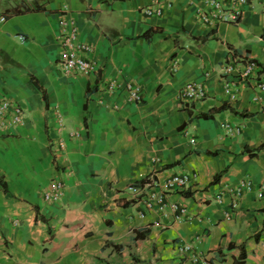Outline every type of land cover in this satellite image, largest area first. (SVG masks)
<instances>
[{
	"label": "crops",
	"instance_id": "1",
	"mask_svg": "<svg viewBox=\"0 0 264 264\" xmlns=\"http://www.w3.org/2000/svg\"><path fill=\"white\" fill-rule=\"evenodd\" d=\"M204 2L0 0V99L23 110L21 124L0 127V264H264L263 77L223 73L229 52L264 65V0L216 27L198 20ZM155 5L162 14L146 15ZM64 11L93 46L92 74L62 69ZM189 81L204 85L203 99L184 101ZM128 84L139 102L128 101ZM176 173L197 175L164 194L186 209L181 221L128 188L149 177L158 190ZM53 181L64 194L48 202ZM240 181L251 191L229 193Z\"/></svg>",
	"mask_w": 264,
	"mask_h": 264
},
{
	"label": "built area",
	"instance_id": "2",
	"mask_svg": "<svg viewBox=\"0 0 264 264\" xmlns=\"http://www.w3.org/2000/svg\"><path fill=\"white\" fill-rule=\"evenodd\" d=\"M248 0H205L203 8L198 12V20L202 23L216 27L222 22H236L241 13V7L247 4ZM264 8V5H263ZM146 15H161L162 9L159 6H153L145 10ZM5 17H0V21ZM60 31L58 35L59 42V62L62 69L66 73H78L83 75L92 74L97 70V64L91 54L93 52L92 44L82 41L78 38V28L73 20L67 19V12H63L59 20ZM261 64L253 58L246 55L237 58L233 52H229V57L224 65V75L228 76L235 73L243 80L255 79L262 76L263 79L257 82L260 91H264V73L260 74ZM233 80H224V93L228 94L232 99L235 98L238 89H233ZM114 81L111 82V89L114 87ZM128 101L137 103L141 100V94L137 85L128 84L125 87ZM181 96L184 101H199L205 97V87L199 82L189 81L181 89ZM259 96H254L257 99ZM22 107L20 104L12 103L9 99H0V127L18 125L23 122ZM226 130L230 135L240 133V128L226 125ZM78 135V133H76ZM194 140L191 139V142ZM196 174L176 173L169 176L163 184L159 185L158 190L154 180L147 178L146 182L138 185H130L128 188L133 195L146 197L144 204L148 209L156 206L158 213L172 214L175 220L181 221L185 208H179L175 202L167 203L164 200V194L168 189H184L188 186L192 179L196 178ZM236 189H228L229 193L240 194L244 189L246 192L251 191L252 185L250 181H240L235 186ZM64 194L63 181H53L48 184L44 192V199L48 202L59 201ZM261 197L262 193H258ZM222 198L217 197V201L222 203ZM234 209V203L230 206ZM228 211L226 215L228 216ZM143 216V213H140ZM158 224V222H155ZM181 252L189 251L192 245L189 243H179L177 247ZM197 264H209L205 258L194 257Z\"/></svg>",
	"mask_w": 264,
	"mask_h": 264
},
{
	"label": "trees",
	"instance_id": "3",
	"mask_svg": "<svg viewBox=\"0 0 264 264\" xmlns=\"http://www.w3.org/2000/svg\"><path fill=\"white\" fill-rule=\"evenodd\" d=\"M39 8H40V7H36V9H39ZM29 10H30L29 8H24V9H22V8H15V9L13 10V13L20 14V13L27 12V11H29ZM153 32H155V29H148V30L143 34V36L149 38ZM203 40H206V37H204ZM261 73H264V65H263V64H261L260 74H261ZM31 80H32L36 85H38L37 80H36L33 76H31ZM223 109H224V107L217 108V109H214V108H213V109H211L209 112L201 114V117L206 118V119L212 118V117L214 116L215 113H217V112H219V111H222ZM234 112L237 113V114H240L241 116H250V113H247V112H238V111H235V110H234ZM221 173H222V172L218 173V174L215 176V178H214V182H216L217 180H219V178H220V176H221ZM182 193L185 194V195H188V194H189V192H187V191H182ZM241 257H244V254H243V253H241ZM238 263H239V262H238ZM239 264H242V263H239Z\"/></svg>",
	"mask_w": 264,
	"mask_h": 264
},
{
	"label": "rangeland",
	"instance_id": "4",
	"mask_svg": "<svg viewBox=\"0 0 264 264\" xmlns=\"http://www.w3.org/2000/svg\"><path fill=\"white\" fill-rule=\"evenodd\" d=\"M67 19H68L69 21L73 20V19L69 16V13L67 14ZM75 25H76V23H75ZM76 27H77V25H76ZM77 28H78V27H77Z\"/></svg>",
	"mask_w": 264,
	"mask_h": 264
}]
</instances>
